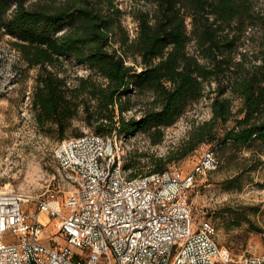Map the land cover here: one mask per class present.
I'll list each match as a JSON object with an SVG mask.
<instances>
[{
    "label": "trees",
    "instance_id": "1",
    "mask_svg": "<svg viewBox=\"0 0 264 264\" xmlns=\"http://www.w3.org/2000/svg\"><path fill=\"white\" fill-rule=\"evenodd\" d=\"M138 1L146 8L134 12L131 38L118 0H0V39L10 37L38 69L31 108L41 133L60 142L81 121L96 134L144 132L158 144L164 128L209 97L212 116L192 127L181 158L203 143L263 151L264 0ZM68 59L90 73L70 81ZM137 106L140 116L128 117ZM171 161L151 158L152 171ZM247 209L232 213L237 224Z\"/></svg>",
    "mask_w": 264,
    "mask_h": 264
},
{
    "label": "built area",
    "instance_id": "2",
    "mask_svg": "<svg viewBox=\"0 0 264 264\" xmlns=\"http://www.w3.org/2000/svg\"><path fill=\"white\" fill-rule=\"evenodd\" d=\"M127 154L116 132L58 142L54 157L73 188L65 197L24 194L0 179V264H264L262 254L237 257L210 220L196 219L189 193L220 166L215 150L184 176L177 167L130 175ZM41 214L58 220L55 234Z\"/></svg>",
    "mask_w": 264,
    "mask_h": 264
},
{
    "label": "rangeland",
    "instance_id": "3",
    "mask_svg": "<svg viewBox=\"0 0 264 264\" xmlns=\"http://www.w3.org/2000/svg\"><path fill=\"white\" fill-rule=\"evenodd\" d=\"M30 2L34 0H29ZM123 10V24L130 37L137 31L133 18L139 8H146L143 1L118 0ZM261 32L256 30L252 49L258 48ZM65 73L70 81L87 76L90 70L73 59L65 60ZM37 68H29L20 53L11 44V39H0V179L11 184L24 194L38 195L48 189H56L61 197L68 195L72 186L68 173L54 157V148L59 140L45 136L35 123L31 108L32 91ZM136 97H133L135 99ZM211 98L204 97L194 104L174 125L164 128L162 142L154 144L144 132L124 137L128 146L126 162H138L131 167L130 175L154 172L151 158H168L166 170L177 167L181 175L191 172L203 153L214 148L221 164L213 172L197 177L190 191V201L199 207L196 219L210 220L217 228L216 241L227 247L234 255H264V150L255 152L232 143L217 145L203 143L181 158L184 142L194 125L212 116ZM239 101H235L238 105ZM139 106L127 116H140ZM228 125H231L229 123ZM93 132L81 121L75 122L74 134L80 136ZM237 180L231 181L232 178ZM231 186L234 188L229 189ZM240 219L232 213L244 209ZM26 210H34L31 203H23ZM41 221L47 226L45 232L55 234L58 220L41 214ZM261 228L263 232H256ZM9 239V237H7Z\"/></svg>",
    "mask_w": 264,
    "mask_h": 264
}]
</instances>
